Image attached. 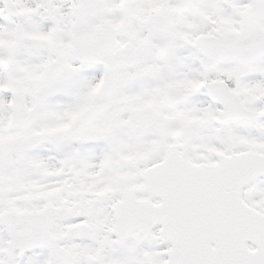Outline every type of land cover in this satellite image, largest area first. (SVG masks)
Returning <instances> with one entry per match:
<instances>
[{
	"label": "snow or ice",
	"instance_id": "obj_1",
	"mask_svg": "<svg viewBox=\"0 0 264 264\" xmlns=\"http://www.w3.org/2000/svg\"><path fill=\"white\" fill-rule=\"evenodd\" d=\"M0 264H264V0H0Z\"/></svg>",
	"mask_w": 264,
	"mask_h": 264
}]
</instances>
